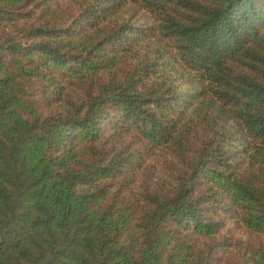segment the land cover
I'll return each instance as SVG.
<instances>
[{"label": "trees", "instance_id": "trees-1", "mask_svg": "<svg viewBox=\"0 0 264 264\" xmlns=\"http://www.w3.org/2000/svg\"><path fill=\"white\" fill-rule=\"evenodd\" d=\"M0 264H264V0H0Z\"/></svg>", "mask_w": 264, "mask_h": 264}]
</instances>
